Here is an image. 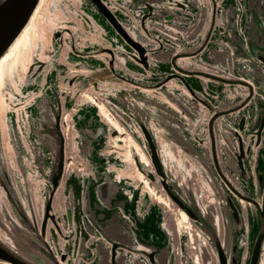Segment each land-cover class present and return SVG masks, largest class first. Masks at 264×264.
<instances>
[{
  "label": "water",
  "instance_id": "95a60500",
  "mask_svg": "<svg viewBox=\"0 0 264 264\" xmlns=\"http://www.w3.org/2000/svg\"><path fill=\"white\" fill-rule=\"evenodd\" d=\"M87 1L122 42H106L107 69L117 83L104 90L101 85L92 88L96 96L102 92L103 100L88 91L80 93L76 105L66 111L74 145L67 149L68 156L60 129L64 107L50 105L54 149L40 181L45 188L40 220L37 223L29 213L21 216L43 255L51 264H193V255L200 264H208L201 258L208 247L215 264H264V0ZM38 2L0 0V57ZM256 13L258 42H253ZM56 42H49L47 50L53 54L46 55V61L32 58L25 84L41 73L43 62L51 69L49 75H55L62 63L76 58L66 50L69 46ZM188 78L195 79L199 89L190 87ZM84 94L92 102L81 101ZM87 104L94 112L85 108ZM97 104L123 129L121 135L99 116ZM5 123L11 149L6 115ZM125 135L147 164L130 145V162L120 160ZM159 141L169 145L180 167L174 161L163 162ZM109 167L128 171L115 178ZM60 188L67 190L58 205L63 208L61 221L52 208ZM148 189L196 227L199 238L193 244L178 227L177 212L155 201ZM152 207L158 213L156 228L165 239L162 261L139 235L138 225L144 224ZM104 211L120 221L115 234L97 218ZM3 263L47 264L42 257L26 260L0 242Z\"/></svg>",
  "mask_w": 264,
  "mask_h": 264
},
{
  "label": "rangeland",
  "instance_id": "374dc122",
  "mask_svg": "<svg viewBox=\"0 0 264 264\" xmlns=\"http://www.w3.org/2000/svg\"><path fill=\"white\" fill-rule=\"evenodd\" d=\"M112 1L119 3L117 0ZM49 7H58L64 16L62 19L64 26H59L53 30L49 40L59 41L63 47L66 44L69 46L66 50L76 58H69L68 62L62 63V68L55 75H49L51 69L49 70L48 65L43 62V68L40 69L41 73L31 76L27 84L22 81L19 93L12 90L5 76L0 88L3 97L7 98L9 94L12 96L9 102V110L6 113V120L8 128L11 130L9 133L11 132L13 138L12 148L8 152L0 153V237L10 240L22 258L34 261L36 257H42L47 264L51 263L43 255L39 248L41 246L21 216L23 213H29V217L37 223L40 220L42 194L45 189L40 181L43 176V169L48 164L54 149L52 130L49 127L53 112L50 105L55 107L57 102L61 107H64L62 111L66 112L76 105L80 93L85 91L95 96L97 100H103L102 92L97 93V97L92 88L101 85L104 86L101 88L104 90L109 87L107 84L116 85L117 83L107 69L108 55L106 49L110 47L106 42L110 41L113 44L111 39L115 38L117 44H122L121 40L103 18L96 14L93 6L87 0H58ZM112 11L115 12V9ZM95 31L99 35H104V40L98 35H96L95 41L91 40ZM123 46L128 49L125 45ZM70 48L78 51L79 54L72 52ZM56 51L55 48V56H58L60 51ZM52 54L53 52L49 54V50H45V55L50 56ZM71 60L80 64L73 66ZM114 62L117 60H113ZM117 66L119 65L117 64ZM80 68L87 72L73 71ZM44 77H46L45 83L42 81ZM105 80L112 82L106 83ZM185 81L194 89L200 87L193 78L185 79ZM85 108L94 112L88 104ZM116 144L118 145L117 142ZM70 152L67 153L70 154ZM192 183L194 188H197V183L193 180ZM66 194L67 190L63 191L60 188L53 198V213L60 221L61 214L57 207L65 201ZM171 216L173 219L175 218L173 215ZM193 228L196 227L193 226ZM60 240L57 237V241L62 243ZM224 244L226 247L229 246L227 235L224 236ZM186 254L191 256L188 249ZM201 258L208 264H215L208 247Z\"/></svg>",
  "mask_w": 264,
  "mask_h": 264
},
{
  "label": "bare ground",
  "instance_id": "6f19581e",
  "mask_svg": "<svg viewBox=\"0 0 264 264\" xmlns=\"http://www.w3.org/2000/svg\"><path fill=\"white\" fill-rule=\"evenodd\" d=\"M57 1L58 0H39L24 28L14 39L12 44L7 48L4 54L0 57V88L3 84V77L5 76L12 90L15 93H19L20 85L25 79L32 58L35 57L37 61H44L47 59L44 51L47 49V46L50 42L49 36L51 35L53 30L63 25V12L58 7H49L53 2ZM96 35H98L97 31L94 32L91 40L95 41L97 37ZM11 97L12 96L9 94L8 97L5 98L0 93V130L3 137V148L4 151L7 152L9 151V146L6 139L7 128L5 123V115L9 110V102L11 101ZM80 99L83 102H92V99L86 94L81 96ZM96 108L99 116L117 131L118 136L124 132L123 129H121V127H119V125H117V123L112 119L111 115L108 114L103 105L97 104ZM69 116L70 114L68 112H63L61 114V121L63 124H61L60 129L64 137V149L66 156H68L67 149H74V145L72 143L73 134L72 132H70L71 126L68 123ZM120 141L122 142V146L120 147L124 149L122 155L119 156L120 160L130 162V152L128 149L130 145L138 154L140 161H142L144 164H147L144 156L130 137L125 135ZM159 150L163 162H166V160L167 162L174 161L176 166L180 167L178 159L173 155L167 143H165L164 141H159ZM71 166L72 163L65 166V173L71 168ZM114 173L115 178H119L121 176L120 171ZM143 185L144 188H148L146 182H143ZM148 190L149 192H151L150 189ZM151 195L155 201H158L160 203L162 202L163 205L172 213L177 212V225L183 231V233L188 236L191 244H193L195 238H199V234L191 226L190 221L187 219V217L182 212L172 209L169 206L168 201L156 197L153 192H151ZM208 201L211 202L212 200L209 199ZM58 209L63 208L60 205ZM214 221L216 223V226L218 227V220L214 219ZM0 242L8 249L17 252L16 248L10 240L0 237ZM262 255L264 257V244ZM193 264H200L197 255H193Z\"/></svg>",
  "mask_w": 264,
  "mask_h": 264
},
{
  "label": "crops",
  "instance_id": "0c3cea01",
  "mask_svg": "<svg viewBox=\"0 0 264 264\" xmlns=\"http://www.w3.org/2000/svg\"><path fill=\"white\" fill-rule=\"evenodd\" d=\"M264 13V11L262 12V14ZM257 13L256 15H254V20L252 22V40L253 42H258L256 41V35L254 33L255 27L258 24V19H257ZM261 44V43H260ZM258 44V45H260ZM85 116L87 117V119H89L90 116H88V114L85 113ZM94 121V120H93ZM108 171H113V172H126L128 171V169H123V170H116L114 168L109 167ZM118 199H121L120 197ZM126 208H128V206H125ZM97 213V212H96ZM98 214V213H97ZM97 218L99 220L103 221V227L105 230H107L109 233H113L115 234L117 232V229L119 227V219L115 216V214H113L112 212H103V215H98ZM158 220V213L156 212L155 208L152 207L151 208V213L149 215L148 218H146L144 224L138 225L141 229L142 232L139 234L141 236V238L143 239L144 242H146V244L148 246H152L155 248V251L158 253V258L159 260H163L166 258V254L165 251L163 249L164 246V236L162 235V233H160V231L156 228V222Z\"/></svg>",
  "mask_w": 264,
  "mask_h": 264
}]
</instances>
